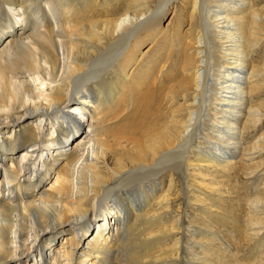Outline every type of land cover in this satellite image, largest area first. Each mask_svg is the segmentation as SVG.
I'll use <instances>...</instances> for the list:
<instances>
[{"label":"bare ground","instance_id":"bare-ground-1","mask_svg":"<svg viewBox=\"0 0 264 264\" xmlns=\"http://www.w3.org/2000/svg\"><path fill=\"white\" fill-rule=\"evenodd\" d=\"M263 49L264 0H0V264H203V169L264 264Z\"/></svg>","mask_w":264,"mask_h":264},{"label":"rangeland","instance_id":"rangeland-1","mask_svg":"<svg viewBox=\"0 0 264 264\" xmlns=\"http://www.w3.org/2000/svg\"><path fill=\"white\" fill-rule=\"evenodd\" d=\"M177 14L178 15L173 19L174 23H177L179 20L180 12ZM169 20L170 18L164 22V25H167ZM185 26L186 29L189 25ZM262 53H264V49L261 51V54ZM195 174L197 182H190L193 191V200H191L189 204L186 203V200L178 201L175 203L174 207L176 211L178 208L186 211V216L190 221L197 219L203 224H208V228H210L215 234L221 236V239L219 238L220 240L218 237L214 239L211 236H208V234H205L203 237L204 245H202L201 248L205 255L203 264H246L247 262L249 263V261L254 260L258 255V250L254 245H248L243 236L241 228V221L245 217L242 213L243 210L241 209L243 208V201L237 199V196L234 195L235 183H233L230 173L222 170L203 169L198 170ZM175 178L176 182L178 181L177 186L179 184L182 187V177L179 174H176ZM205 186H207L206 189ZM231 187L233 188L231 189ZM218 189L220 191H218ZM245 189L246 188L243 189L244 192ZM182 196L184 197V195ZM208 206H212V209H208ZM97 229L98 225L97 227L95 226V231H97ZM92 232L93 231L88 235ZM222 249H224L223 251L226 253H224ZM185 256L188 259H191V252H188ZM32 261H34V259Z\"/></svg>","mask_w":264,"mask_h":264}]
</instances>
